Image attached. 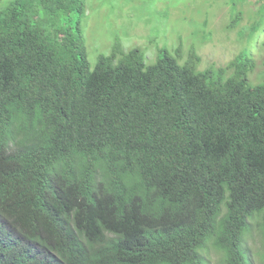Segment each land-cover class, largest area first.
<instances>
[{
	"label": "trees",
	"instance_id": "trees-1",
	"mask_svg": "<svg viewBox=\"0 0 264 264\" xmlns=\"http://www.w3.org/2000/svg\"><path fill=\"white\" fill-rule=\"evenodd\" d=\"M86 11L87 0L0 5V264H59L30 223L54 190L97 235L67 264H210V247L221 264H254L252 224L264 259V70L253 82L250 44L199 69L194 47L184 59L182 45H162L146 64L119 39L91 67Z\"/></svg>",
	"mask_w": 264,
	"mask_h": 264
},
{
	"label": "rangeland",
	"instance_id": "rangeland-1",
	"mask_svg": "<svg viewBox=\"0 0 264 264\" xmlns=\"http://www.w3.org/2000/svg\"><path fill=\"white\" fill-rule=\"evenodd\" d=\"M8 1L0 0V5ZM261 3L260 0L237 2L236 11H240L241 19L230 28L233 11L229 0H87L82 23L89 63L93 67L98 54H108L115 40L120 39L125 51L138 46L145 54L146 64L154 62L162 45L172 53L182 45L184 59L191 48H195L201 59L199 69L211 65L222 67L248 42L257 61L250 77L257 82L259 73L264 70L261 64L264 25L248 40L250 32H247L259 16L264 19V9L260 10V15L258 12ZM143 4L148 8H141ZM243 29L247 34L242 36ZM252 227L247 244L253 251L254 263L264 264L260 256L263 239L257 226L252 224ZM207 257L210 264H221L223 254L209 248Z\"/></svg>",
	"mask_w": 264,
	"mask_h": 264
},
{
	"label": "clouds",
	"instance_id": "clouds-1",
	"mask_svg": "<svg viewBox=\"0 0 264 264\" xmlns=\"http://www.w3.org/2000/svg\"><path fill=\"white\" fill-rule=\"evenodd\" d=\"M30 211H32L30 223L35 229L33 230V234L40 237V242H42L46 235L53 237V244H51L46 250L54 255L59 264H67L78 258L85 242L92 236L95 238L97 236L96 234L85 235L87 233L77 224L78 218L75 209V219L72 220L70 214L73 212L71 210V204L61 195L59 190L50 191L43 195L40 200H37L33 209L30 208ZM3 219L8 225H12L10 223L12 219L11 208H7V213ZM250 234L251 232L245 234V236H247L245 238L246 243ZM80 235L84 236V239L82 238V240H79L78 236ZM13 242L17 243L28 253L36 250L27 240L18 238L14 234L12 243ZM207 246L208 245H206V247ZM41 256V259L37 258L33 260L34 262H28V264H43L44 258L48 259V261L51 259L49 256L43 254H41ZM222 258L220 259V262Z\"/></svg>",
	"mask_w": 264,
	"mask_h": 264
}]
</instances>
